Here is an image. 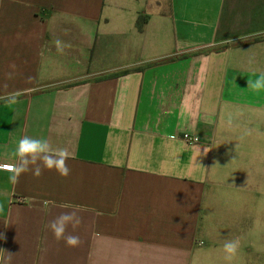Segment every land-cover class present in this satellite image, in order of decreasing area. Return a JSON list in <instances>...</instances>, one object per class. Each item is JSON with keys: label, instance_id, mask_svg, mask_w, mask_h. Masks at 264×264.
Here are the masks:
<instances>
[{"label": "crops", "instance_id": "obj_1", "mask_svg": "<svg viewBox=\"0 0 264 264\" xmlns=\"http://www.w3.org/2000/svg\"><path fill=\"white\" fill-rule=\"evenodd\" d=\"M260 72L264 0H0V96L21 93L0 100V165L25 135L71 157L67 177L0 170V264L263 255L264 89L247 83ZM66 203L78 247L46 228Z\"/></svg>", "mask_w": 264, "mask_h": 264}, {"label": "clouds", "instance_id": "obj_2", "mask_svg": "<svg viewBox=\"0 0 264 264\" xmlns=\"http://www.w3.org/2000/svg\"><path fill=\"white\" fill-rule=\"evenodd\" d=\"M58 47L62 46L63 42L57 39L55 41ZM251 62V60H250ZM29 81L31 77L27 78ZM248 88L253 91L264 89V72H260L257 79L247 81ZM6 88L7 85H4ZM21 93L17 91L8 92L0 96V100L6 104H15L18 102V97ZM251 135V130H247ZM14 155L18 157L16 163H7L0 165V170L11 173L10 179L17 182L19 176L27 171H32L34 175L42 174L43 169L55 170L61 176L67 177L70 174V169L67 165V160L70 159V154L66 148L53 149L47 139L36 138L25 135L19 139L16 144ZM39 162V163H38ZM42 163L43 168L40 166ZM35 165L33 168L32 166ZM65 210L56 214L46 225V228L52 232L57 241L63 240L68 247H78L81 243L79 235L69 232V227H75L81 223L80 209L70 203L62 206ZM240 248V239H226L223 244V250L226 253L225 259L231 260Z\"/></svg>", "mask_w": 264, "mask_h": 264}, {"label": "built area", "instance_id": "obj_3", "mask_svg": "<svg viewBox=\"0 0 264 264\" xmlns=\"http://www.w3.org/2000/svg\"><path fill=\"white\" fill-rule=\"evenodd\" d=\"M183 143L187 145H196L199 144V138L194 134L183 133L178 137ZM19 202H24L25 199H19ZM202 244V243H200Z\"/></svg>", "mask_w": 264, "mask_h": 264}, {"label": "rangeland", "instance_id": "obj_4", "mask_svg": "<svg viewBox=\"0 0 264 264\" xmlns=\"http://www.w3.org/2000/svg\"><path fill=\"white\" fill-rule=\"evenodd\" d=\"M248 264H264V254L258 255L254 259H249Z\"/></svg>", "mask_w": 264, "mask_h": 264}, {"label": "trees", "instance_id": "obj_5", "mask_svg": "<svg viewBox=\"0 0 264 264\" xmlns=\"http://www.w3.org/2000/svg\"><path fill=\"white\" fill-rule=\"evenodd\" d=\"M137 26L140 28V26H141V20H140V18L137 20Z\"/></svg>", "mask_w": 264, "mask_h": 264}]
</instances>
